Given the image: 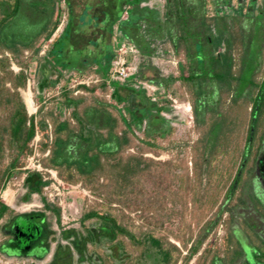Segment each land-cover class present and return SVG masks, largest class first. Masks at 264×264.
Here are the masks:
<instances>
[{
  "label": "rangeland",
  "instance_id": "374dc122",
  "mask_svg": "<svg viewBox=\"0 0 264 264\" xmlns=\"http://www.w3.org/2000/svg\"><path fill=\"white\" fill-rule=\"evenodd\" d=\"M88 1L91 0H79L77 3L84 5ZM116 1L120 8L124 7L123 0ZM193 3L197 5L193 6L194 9L184 5ZM108 4L109 0H106L105 6ZM143 4L160 9L164 20L170 21L172 27L175 24L182 32V38H174L177 46L167 34L157 39L154 55H140L142 65L149 59L157 70H146L142 74L143 79L130 78L128 82L138 89L147 87V95L153 101L160 106H169L171 110L161 114L172 122L150 128L146 120L139 128L133 125L135 136L128 132L129 142L122 138L119 140L124 146L118 154L103 156L104 166L98 169L90 183L82 181L80 175H76L75 182H68L54 168L45 167V158L50 151H41L42 138L38 133L30 144L31 153L24 157V165L14 171L0 192V199L14 208L10 215L0 220V264L150 263L143 259V246L124 235L115 242H77L82 238L88 240V228L100 224V217L82 221L85 214L91 212L112 216L136 237L150 233L160 239L164 247L173 250L176 246L181 252L174 253L176 264H213L216 259L220 260L218 264H244L242 250L247 255L246 264H261L258 261L264 264V242L261 243L264 240V192L255 185L257 159L254 160L256 152L264 149V118L257 130L254 146L250 144L245 150V159L251 151L252 160L236 189L228 198L225 194L238 169L239 153L243 151L250 111L258 92L257 88L249 86L239 95L238 85L251 78L253 63L256 68L252 78L260 82L264 77V16L260 17L261 13L264 14V0H146ZM33 7L37 9L36 5ZM138 7L144 5L137 6V12H148ZM61 8L59 27L63 24L62 17L65 22L68 18L64 2ZM124 8L123 18L127 19V12L130 13L133 5L128 4ZM200 10L199 15L187 17L192 29L186 26L185 15ZM99 11L101 9L93 10V14ZM26 12L24 10L25 16L21 13L12 24L13 34L24 32L27 27L41 26L38 21L30 22L28 18L31 15L28 17ZM41 14L44 17V13ZM151 16L157 20L155 13ZM81 19L85 21L84 26H99L89 12H85ZM56 32L48 41L38 42L35 47L38 53L35 49L24 52L28 79L20 92L28 114L36 115V120H40L43 114L53 112L55 117L69 119L76 126L71 116L73 109L65 108L58 99L67 88L74 96L83 99L81 109L99 102L107 103L111 114L118 119L116 124L108 126L109 131H127L121 120V115L130 118L127 104L113 97L114 87L110 80H106V87L100 86L105 79L97 65L90 67L81 77L74 71H60L61 75L55 72L51 78L56 84L39 91L37 69L48 57V48L59 33ZM209 37L212 41L207 39ZM181 40L191 46L190 49H186ZM215 46L219 47L214 55ZM220 52L222 54L217 58ZM115 53L117 56L119 50L116 49ZM135 57L130 51L125 55L129 62ZM191 66H196L197 70ZM11 68L15 73L22 69L15 60ZM215 72L222 74L223 80L210 78ZM158 75L168 78V84H161ZM149 76L156 84L147 81ZM77 79L88 82L82 85L96 86V90L89 92L79 88L75 83ZM195 80L200 82L199 85ZM125 93L121 91L123 96ZM42 107L41 114L39 110ZM195 108L199 110L197 114ZM52 130L50 123V141ZM77 143L72 142V148H76ZM136 163V170L129 169ZM39 167L48 177L49 170L57 174L59 191L53 190L51 197L43 191L42 194H33L30 201L22 202L19 198L26 191L23 188L24 177L28 170ZM58 192L60 195H55ZM45 202L60 209L59 221L51 209L45 208ZM35 213L46 219L49 250L42 258L6 255L2 247L8 238L4 232L5 223L17 214ZM35 221L37 223H32L31 227L40 230L39 218ZM16 229L22 231L23 228L18 226ZM68 231L78 232L74 241L64 238ZM75 242L78 248H75ZM195 247L196 253L186 260ZM37 251L43 253L44 250Z\"/></svg>",
  "mask_w": 264,
  "mask_h": 264
},
{
  "label": "trees",
  "instance_id": "16d2710c",
  "mask_svg": "<svg viewBox=\"0 0 264 264\" xmlns=\"http://www.w3.org/2000/svg\"><path fill=\"white\" fill-rule=\"evenodd\" d=\"M23 1L0 0V192L5 188L8 179H10L14 171L24 165V157L31 153L30 144L38 133L41 134L42 138L40 142L41 151H50L49 156L45 158V167L54 168L58 171L59 176L68 182H75L77 180L75 178L76 175H80L82 181L90 183L95 178L98 169H102L104 166L102 162L103 156L110 157L118 154L124 146L120 144L119 140L122 138L126 143L129 142L128 132H131L135 136L133 125L139 128L144 120L147 121L149 128L157 124L165 125L166 119L161 113L162 111H169L171 108L169 106L158 105L157 102L147 95V90L143 87L138 89L129 84V82L111 81V85L114 87L113 97L117 101L126 102L127 104L130 118L127 119L124 115H121V120L125 124L127 131L122 133L109 131L108 126L111 123L116 124L118 119L111 114L107 103L99 102L95 106L81 109L80 105L83 99L74 96L73 92L67 90V88H64L58 99L65 108L73 109L71 116L75 120L76 126H73L69 119L60 120L58 117H55L53 112L47 115L43 114L40 120H36V115H29L20 92L21 88H25L28 79L26 72L28 66L23 61L24 52L34 50L38 42L48 41L53 36L59 24V16H61L60 3L62 0L31 1L30 6L35 12L25 11L28 17L31 15L28 20L35 23L38 21L41 23V26L27 27L24 32L19 31L13 34L12 24L21 16V13L25 16L23 13L24 8H22ZM94 1L102 2L107 13L109 5L111 7L109 9L112 11L114 19L109 23L106 15L103 22L106 33L109 36L112 35L114 24L120 21L119 31L124 38L133 41L137 46H141L142 43L146 45L144 48L140 47L144 55L152 50L151 45L156 36L161 35L163 29L167 31L169 29V25L164 20V17H162L160 9L143 4L146 0H123L122 6L133 5L130 13L127 12L128 18L123 21H121V16L125 8H120L116 0H109L108 7L105 6L106 0ZM33 5H36L37 9ZM139 5H144V7H138L139 10L144 9L148 12L146 14H143V11L137 12L136 8ZM40 9L43 10L44 17L38 13ZM153 13H155L157 20H154L151 16ZM56 15L58 16L56 17ZM260 15H262L260 17L264 16L263 13ZM97 19L95 18L96 21ZM72 22L71 17L62 36L56 38L49 46L48 57L44 58V62L40 63L37 69L39 91H44L56 84L51 78V75L55 72L61 75L60 71H74L81 77L91 67L88 63H84L85 57L79 56L80 54H77L66 46L73 26ZM108 39L110 40V37ZM207 39L212 41L210 37ZM217 47L219 46H215V48ZM109 48L107 50L109 58L102 57L97 59L96 56H90L95 61L97 59V63L101 65L100 71L103 73L102 75L105 79L100 84L102 87L107 86L106 80L109 79L112 62L116 57V53H113L111 46ZM35 52L38 53L39 50L35 49ZM221 54L220 52L216 55L217 58ZM13 60L22 68L17 73L11 68ZM85 65H88V67L86 68ZM229 66H231V63ZM255 68L253 63V67L250 69L251 78L247 82H240L238 85L239 95L243 94L249 86L257 88L258 92L254 97L250 111V125L242 147L243 151L239 153L238 169L225 192L227 198L236 189L240 177L247 168V164L252 160L251 151L248 158L245 159V150H247L250 144L251 147L254 146L257 140V130L264 118V77L260 82H256L252 78ZM141 72L139 71L135 76L131 77V80L137 77L141 78ZM212 78L223 80V75L215 72L212 74ZM168 82L169 80H167L165 85ZM79 88L94 92L97 87L79 85ZM121 91L126 92V95L123 96ZM42 111L43 107L39 110V113L42 114ZM195 112L196 114L199 112L198 108H195ZM111 116L113 118H110ZM50 123L53 125V138L51 141L49 140L50 135L48 133ZM103 131H106V133ZM72 142H78L76 148H72ZM256 154L254 160L258 158L260 152L257 151ZM129 167V169L134 171L137 169V163L135 166ZM47 183L44 181L41 172L28 170L23 181V188L26 191L19 200L28 202L33 194H42L43 188ZM44 206L49 210L51 209L57 220H60L61 212L59 208L51 207L47 202H45ZM13 211L14 208L12 206H9L0 199V220L5 218L7 214L10 215ZM39 214H24V216ZM93 217H100V224L97 227L88 228V240L82 238L78 239L77 242L80 240L83 244H87L88 241L98 244L103 240L115 242L120 235H124L133 243L143 246L142 256L144 255L143 259L148 263L150 262L149 264H176L174 253L179 252L176 246H173V250H170L163 246L160 239L150 233L136 237L133 232L118 224L117 220L112 216H99V214L91 212L85 214L82 221L85 222ZM77 234L78 232L76 231H68L65 232L64 238L70 239ZM77 242H75L76 248L79 247L77 246ZM263 242L264 240L261 243ZM48 250L49 247L45 249V252ZM196 251L197 248L195 247L190 255L186 256V260L190 259ZM219 261L216 259L213 264H218ZM258 263L262 264V261H258Z\"/></svg>",
  "mask_w": 264,
  "mask_h": 264
},
{
  "label": "crops",
  "instance_id": "0c3cea01",
  "mask_svg": "<svg viewBox=\"0 0 264 264\" xmlns=\"http://www.w3.org/2000/svg\"><path fill=\"white\" fill-rule=\"evenodd\" d=\"M31 1L32 0H24L23 1V7L22 8H24V10L27 11V12H35L30 6ZM77 1H79V0H62V2H64V7H65V10L67 12L66 14H67L68 18H67L66 22L64 21V25H63L62 29L59 30V33L55 36V39L62 36V34L65 31V28H66V26H67V24L69 22V18L72 17L73 26L71 28V32L69 34V38L67 40L66 46L70 50H72V51L74 50L77 54H80L79 56L85 57L84 63H88V65H91V67L94 66V65H97L99 67V69H101V65H99L97 63V59L98 58H102V57L109 58L110 56H109V52L107 50L110 49L109 48L110 46H111V50L113 51V48L118 49L122 45V43L128 41L131 44H133L135 46V50L138 51L137 54H136V56H137V66H138L137 73L139 71L140 72L142 71L141 74H140L141 77H142V74H144V72L146 70H149V71L150 70L153 71L155 69L157 70V67H156L155 64H152V62L149 59L146 60L144 65H142V63H140V55L147 56V57H150V56L154 55L155 52L157 51L156 46L154 47V42H156L157 39L165 37L166 34H167V36L171 37L173 42H174V38H177V37L182 38V36L180 35V33H182V32L180 30H177V28L175 27L176 25L173 24V27H172V25L171 26L169 25L170 21L169 22L167 21V24L170 26V28L168 27L169 28L168 31L163 29L162 30L163 31L162 34L161 35H157L156 38L154 39V42L151 45L152 46V50L149 53H147L146 55H144L142 53V51L140 50V47L143 46V43L141 44V46H137L133 41L123 37L122 33L119 31L120 21H117L114 24V26L112 28V30H113L112 31V35L109 36L108 33H106L105 28L103 27V22H104L107 14H105L106 10H105L104 4L102 2L100 3L98 1L95 2V1L91 0V1H88L84 5H81V3H77ZM62 2L60 4V8L62 6ZM74 2H76V3H74ZM184 5H185V7H186V5L189 6V9H194L193 6H197L194 3L190 4V5H188V4H184ZM27 7H28V10H27ZM98 9H101V11H99L98 14H93V10H98ZM201 10L197 11L194 14L188 12L187 15H185V17H184L185 19L184 20L187 23L186 26H188V27H190L192 29V27L190 26L189 22L187 21V17H190V16L195 17V15H199V13H201ZM61 11H62V8H61ZM42 12H43L42 9H40L38 11L39 14H41ZM85 12H87V13L89 12V14L92 15L96 19L98 17L97 21L95 20L96 22H98V25H99L98 27H95L93 25L84 26V22L85 21H83L81 19V17H82V15ZM125 12L126 11H124V13ZM124 13H123V15H124ZM123 15L121 16V21L126 19V17L123 18ZM175 21H176V19H175ZM201 22H204V21L201 20ZM175 23H177L179 25V22L176 21ZM200 23H199V25H200ZM202 31H204V30L202 29ZM108 37H110V40L108 39ZM203 37H205V35H203ZM203 40H204V38H203ZM181 41L180 42L185 45L186 49L187 48L190 49L189 47H191V46H187V44H185V42L183 40H181ZM178 44H179V42H178ZM204 45H205V41H204ZM174 46H177V44L175 42H174ZM215 52H216V48H214L212 53L215 54ZM193 53H194V51H193ZM138 54H139V56H138ZM187 55H188V50H187ZM90 56L91 57L96 56V58H97L96 61H95V59L90 58ZM88 65H85L86 68L88 67ZM191 68L194 69V71L197 70L196 66L195 67L191 66ZM149 78H150V76H149ZM149 78L147 79L148 82L156 84L154 79H151V78L149 79ZM160 78H161V82L160 83L165 85V83L167 82L166 80H168V78H165L163 76H161ZM210 78H212V77H210ZM140 79H143V78H140ZM108 80L114 81V80H111L110 78ZM128 81L129 80H127L125 82H128ZM200 81H202V80H200ZM197 83L199 85L200 82H197ZM163 117L166 119L165 125H167V123H171L172 122L169 119H167L165 116H163ZM70 239H73V241H74L75 237H71ZM73 245H74V242H73ZM241 255H243V258H244L243 263L246 264L247 255L244 252V250H242Z\"/></svg>",
  "mask_w": 264,
  "mask_h": 264
},
{
  "label": "flooded vegetation",
  "instance_id": "af4514ba",
  "mask_svg": "<svg viewBox=\"0 0 264 264\" xmlns=\"http://www.w3.org/2000/svg\"><path fill=\"white\" fill-rule=\"evenodd\" d=\"M109 8L110 5H109ZM108 8L107 18L110 21L114 19L112 11ZM116 49L113 48V53L115 54ZM264 149L260 151V154L256 160L255 164V182L256 188L261 192H264ZM35 218H39L38 224L40 225V230L33 229L31 227L32 223H37ZM23 223L18 225L19 223ZM46 219L43 215H32L24 216V214L15 215L11 221L5 223L4 232L6 234L7 242L3 244V251L8 256H33L35 258H42L46 252L45 249L48 247V231L46 229ZM18 225L22 229H14ZM29 226V227H28ZM18 230V231H17ZM44 250L43 253H39L37 250ZM57 253V252H56ZM54 256L55 253L53 254ZM55 261V260H54ZM56 262V261H55Z\"/></svg>",
  "mask_w": 264,
  "mask_h": 264
},
{
  "label": "built area",
  "instance_id": "2783aa9c",
  "mask_svg": "<svg viewBox=\"0 0 264 264\" xmlns=\"http://www.w3.org/2000/svg\"><path fill=\"white\" fill-rule=\"evenodd\" d=\"M62 26H58L57 27V32H59V30H61L64 25V17H62ZM56 32V31H55ZM56 32V33H57ZM54 35V34H53ZM135 46L133 44H131L130 42L126 41L124 43H122V45L118 48L119 50V53L118 55L114 58L113 60V64H112V68L109 72V78L111 80H114V81H119V82H125L127 80H129L131 77L135 76L137 74V71H138V66H137V52L136 50H134ZM132 52V54H134L135 59L134 60H131L130 62L127 61L125 59V55L127 54V52ZM80 78V77H79ZM84 79V78H83ZM83 79H77L75 80V83L79 86V85H82V84H87L88 82H86L85 80ZM143 88H145L148 92V89L147 87L143 86ZM150 95V94H149ZM37 171L39 172H43V168H38ZM49 173H50V177L44 175L43 173V178H44V181L45 182H48L44 188H43V191H46L47 194L51 197L54 195L53 192H56V191H59L57 190L58 188L56 187V183L60 182L57 178V174L54 173V171H51L49 170ZM25 179V177H24ZM24 181V180H23ZM54 190V191H53ZM53 191V192H52ZM49 192V193H48ZM55 195H60V192L56 193Z\"/></svg>",
  "mask_w": 264,
  "mask_h": 264
},
{
  "label": "water",
  "instance_id": "95a60500",
  "mask_svg": "<svg viewBox=\"0 0 264 264\" xmlns=\"http://www.w3.org/2000/svg\"><path fill=\"white\" fill-rule=\"evenodd\" d=\"M262 171L264 172V168H262ZM21 224H23V223L20 222L18 225H21ZM18 225H17V227H18ZM17 227H16V228H17ZM16 228H15V229H16Z\"/></svg>",
  "mask_w": 264,
  "mask_h": 264
}]
</instances>
